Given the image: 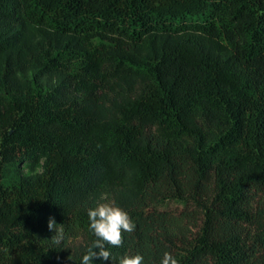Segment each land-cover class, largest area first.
Returning <instances> with one entry per match:
<instances>
[{
    "label": "trees",
    "instance_id": "obj_1",
    "mask_svg": "<svg viewBox=\"0 0 264 264\" xmlns=\"http://www.w3.org/2000/svg\"><path fill=\"white\" fill-rule=\"evenodd\" d=\"M106 199L117 260L264 264V0H0V264H81Z\"/></svg>",
    "mask_w": 264,
    "mask_h": 264
},
{
    "label": "clouds",
    "instance_id": "obj_2",
    "mask_svg": "<svg viewBox=\"0 0 264 264\" xmlns=\"http://www.w3.org/2000/svg\"><path fill=\"white\" fill-rule=\"evenodd\" d=\"M87 215L90 222L89 230L94 233L96 239L83 255L81 264H93L94 258H103L105 261L111 258L113 264H144L145 258L141 254L123 255L117 260L106 248V246L121 247L123 234H131L135 231L136 224L126 210L111 203H98L95 208L88 209ZM56 225L55 218H49L48 228L55 232L52 240L59 245L63 240V234ZM160 264H178V261L171 253L164 252Z\"/></svg>",
    "mask_w": 264,
    "mask_h": 264
},
{
    "label": "rangeland",
    "instance_id": "obj_3",
    "mask_svg": "<svg viewBox=\"0 0 264 264\" xmlns=\"http://www.w3.org/2000/svg\"><path fill=\"white\" fill-rule=\"evenodd\" d=\"M103 203H111L112 204V201L110 199H106ZM164 207H166L167 209H170V210L177 211V210L182 209L183 206L177 202H170V203H167Z\"/></svg>",
    "mask_w": 264,
    "mask_h": 264
}]
</instances>
